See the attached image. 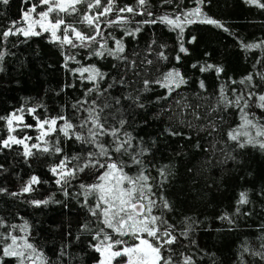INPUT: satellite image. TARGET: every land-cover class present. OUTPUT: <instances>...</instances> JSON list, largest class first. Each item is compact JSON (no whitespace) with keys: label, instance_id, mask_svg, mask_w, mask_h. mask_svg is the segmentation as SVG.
Instances as JSON below:
<instances>
[{"label":"snow or ice","instance_id":"6c2138e0","mask_svg":"<svg viewBox=\"0 0 264 264\" xmlns=\"http://www.w3.org/2000/svg\"><path fill=\"white\" fill-rule=\"evenodd\" d=\"M209 2L210 0H193L194 7L185 9L182 7L183 0H180L175 3L172 11L156 12L153 10L156 6L151 0H134L130 4L121 0H23L28 7L23 10L21 18L0 31V45L6 44L14 36H22L23 42H27L32 37L47 34V42L59 48L63 58L62 67L73 78L71 82L63 84L55 92L56 95L75 88L76 81H79L81 87L91 85L83 88V97L71 104L72 116L66 114V107H62L56 115L41 116V110L47 111L43 102L29 105L28 101L8 115L0 116V121L4 122L6 128V135L0 136V153L5 149L12 150L14 145L20 146L22 151L17 155L23 157L25 164L38 153L59 157L49 166L48 172L65 198L71 195L69 187L73 182L77 183L79 191L75 195L82 198L78 202L87 215L74 239L80 241L84 235L90 237L88 248L98 254L95 264H196L193 258L196 253L186 255L181 249L195 246L198 251H203L199 249L195 239L202 221L193 216H185L173 223L168 218V214L175 210L174 202L165 194L170 178L174 175L173 166H157L146 161L145 157L150 155L151 148L143 138L126 130L128 121L122 118L117 124H110L108 117L104 115V109L109 105L100 106L95 99H88L93 93L104 95L107 89L102 92L100 84L108 74L95 63L85 61L92 60L93 57L97 60L111 58L134 69L137 62L127 55L125 39L131 37L137 40L145 26L159 24L176 33L177 51L173 59L179 64L181 54L189 55L184 40V32L189 25L208 24L229 32L225 24L204 11ZM244 2L264 10V0ZM8 3L9 0H0V4ZM173 4L174 0H160L159 7L163 9L165 5ZM138 16L141 17L140 20H136ZM117 30L122 35H115ZM195 39L192 37L187 42L194 43ZM239 44L245 53L259 51L260 55L253 64L252 72L239 80L229 77L226 82L219 84L211 112L227 114L229 110L235 111L238 123L227 130L225 142H231L234 150L252 147L264 152V38L252 42L239 40ZM155 48L160 50L155 51ZM166 49L167 45L158 44L153 34L141 63L145 66L152 65L154 61L147 56L153 54L157 61L168 62ZM81 52L84 53L83 59H78ZM7 54L5 49L0 48V63ZM133 55L138 53L134 52ZM72 64L76 67H70ZM191 67L198 68L200 73L215 72L218 80L224 72L222 65L207 61L193 63ZM0 71L3 69L0 68ZM188 82L189 78L173 66L161 72L154 80L144 79L141 93L135 97L129 95L125 99L132 100L136 108L145 109L146 104L141 100V95L152 92L153 86L164 90L162 96H157L152 101L159 104L169 98L175 99L173 93L179 95L178 90ZM229 85L241 87L229 89ZM198 86L203 92H207L203 79L198 80ZM108 87L111 88L112 85ZM182 99L175 100L181 114L185 109L191 108L187 104L181 106ZM115 102L119 104V98ZM163 112L171 113V106L162 108L155 114V118L159 119ZM26 115L35 123H27ZM168 119L171 120L172 116ZM196 119H200L198 114ZM219 119L223 122V115ZM186 126L193 125L189 121ZM208 129L209 135L218 130L214 122L200 130ZM26 130H34L37 135H28ZM164 132L173 137L184 136V133L174 130L172 126L165 127ZM72 140L86 147L81 152L69 155L63 145L65 141ZM154 144L153 140L152 145ZM196 147H200L199 143ZM153 169L155 176L152 175ZM6 171L8 170L0 165V175ZM47 183V180L32 174L17 191L0 187V195L6 194L12 198L31 196L25 202L35 208L62 203L55 199L56 193L42 199L32 196L39 191L41 185ZM250 204L249 192L240 191L234 212L225 211L217 220L226 222L229 226L227 230L232 231L237 224L236 217L252 214L242 212V207ZM20 219L22 223L17 224L0 216V264H4V258L14 259L15 264H61V258L67 254L66 250L71 242L61 245L57 258L52 260L35 242L30 223L23 217ZM258 232V247L253 246L247 238L239 245L236 258L238 264H248L246 255L264 261V223L259 225ZM71 236V231L65 233L66 240ZM182 241H187V244ZM212 255V264H216L214 254Z\"/></svg>","mask_w":264,"mask_h":264},{"label":"trees","instance_id":"16d2710c","mask_svg":"<svg viewBox=\"0 0 264 264\" xmlns=\"http://www.w3.org/2000/svg\"><path fill=\"white\" fill-rule=\"evenodd\" d=\"M121 2L130 4L134 0ZM151 2L156 6L153 10L161 12L172 11L175 3L180 0H174L173 5H165L163 9L159 7L160 0ZM26 7L28 5L24 4L23 0H9L7 5L0 4V31L10 26L12 21L19 20ZM182 7H194L193 0H183ZM204 11L225 24L229 32L208 24L189 25L184 32L185 47L188 48L189 55L181 54V62L177 64L173 59L177 51L176 33L159 24L145 26L137 40L131 37L125 39L128 46L127 55L137 62L136 68L127 67L111 58L97 60L93 57L92 60L85 61L89 64L95 63L108 74L100 84L102 92L107 89L104 95L93 93L88 99H95L100 106L109 105L104 109V115L108 117L110 124H117L122 118L128 121L126 130L136 137L143 138L151 148L150 155L145 157L146 161L157 166H173L174 175L170 178L165 193L174 202L175 210L168 214L170 222L177 223L185 216H193L202 221L195 239L199 249L203 251H198L195 246L181 250L186 255L196 253L193 257L196 264H212V254L216 264H238L236 258L239 245L246 238L253 246L259 245L256 239L259 235L258 227L264 223V152L252 147L234 150L231 142L225 143L227 130L238 123L236 113L233 110H229L227 114L211 112V107L215 105V94L221 82H226L229 77L239 80L253 71V64L260 53H245L240 48L239 40L252 42L264 38V10L249 6L244 0H210L206 3ZM140 19L141 17H136V20ZM153 34L158 44L167 45L169 61H157L154 54L148 55L147 58L152 59L154 63L145 66L141 61L145 58L147 44ZM115 35L120 36L122 33L117 30ZM192 37L196 38L195 42L188 43ZM23 41L24 37L14 36L10 37L6 44L0 45V48L8 53L0 63V68L3 69L0 71V116L8 115L25 104V101H28L29 105L43 102L47 111L41 110V116L56 115L62 107H66V114L72 116L71 104L83 97V88L91 85L85 84L81 87L79 81H76L75 88L66 89L56 95L55 92L59 91L63 84L73 80L62 67L63 58L59 48L47 42V34L32 37L27 42ZM159 50L155 48V51ZM134 52L138 55H133ZM83 56L84 53L81 52L78 59H83ZM205 61L224 67L220 80L215 72L200 73L198 68L191 67L193 63ZM113 64H116V67H113ZM173 66L189 78L188 84L178 90L179 95L173 93L175 99L169 98L159 104L152 103L157 96L164 94V90L156 86H153L152 92L141 95V100L146 104L145 109L136 108L132 100L125 99L129 95L135 97L141 93L144 79L154 80L161 72ZM70 67L76 65L72 64ZM199 79L204 80L206 93L199 88ZM121 80L123 83H120ZM110 84L111 88L108 87ZM231 87L241 86L229 85V89ZM117 98L120 100L119 104L115 102ZM181 98V106L191 105L183 114L175 103L176 99ZM167 106H171L172 112H163L160 118L156 119L155 114ZM196 114L200 116L199 120L196 119ZM170 115L171 120L168 119ZM221 115L224 117L223 122L219 119ZM25 120L29 124L35 123L27 115ZM181 120L183 123H180ZM189 121L192 127L186 126ZM210 122H214L218 129L211 135L208 134L210 129L200 130ZM167 126L184 133V136L167 135L164 132ZM26 131L28 135L35 137L36 131ZM3 135H6V128L4 122L0 121V136ZM197 143L199 148L196 147ZM63 146L69 155L81 152L86 147L75 140L65 141ZM20 151L21 147L14 145L12 150L5 149L0 153V165L8 170L0 175V187L17 191L30 175L36 174L48 183L41 185L39 191L32 196L42 199L56 193L55 199L62 203L35 208L25 202L31 196L12 198L6 194L0 195V216L17 224L22 223L20 217L27 220L35 242L50 259L55 260L61 245L70 241L67 254L61 258V264H95L98 254L88 248L90 237L84 235L80 241L74 239L87 215L78 202L82 198L75 195L79 191L77 183L73 182L68 189L71 195L65 198L48 172L49 166L59 157L38 153L25 164L23 157L17 155ZM152 175H156L154 169ZM244 190L249 192L251 204L243 206L242 212L252 214L236 217V227L229 231L227 223L217 220V217L225 211L233 213L238 194ZM67 231H71L72 236L66 240ZM182 243L187 244V241ZM245 259L248 264H264L259 258L248 255ZM4 264H15V260L4 258Z\"/></svg>","mask_w":264,"mask_h":264},{"label":"rangeland","instance_id":"374dc122","mask_svg":"<svg viewBox=\"0 0 264 264\" xmlns=\"http://www.w3.org/2000/svg\"><path fill=\"white\" fill-rule=\"evenodd\" d=\"M36 135H37V132H36ZM36 135H35V136H36Z\"/></svg>","mask_w":264,"mask_h":264}]
</instances>
